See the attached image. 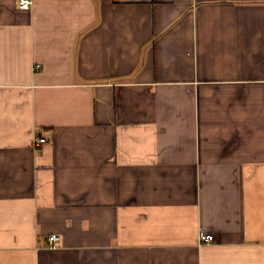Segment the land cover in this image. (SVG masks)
<instances>
[{
    "label": "crops",
    "instance_id": "obj_1",
    "mask_svg": "<svg viewBox=\"0 0 264 264\" xmlns=\"http://www.w3.org/2000/svg\"><path fill=\"white\" fill-rule=\"evenodd\" d=\"M0 264H264V0H0Z\"/></svg>",
    "mask_w": 264,
    "mask_h": 264
},
{
    "label": "built area",
    "instance_id": "obj_2",
    "mask_svg": "<svg viewBox=\"0 0 264 264\" xmlns=\"http://www.w3.org/2000/svg\"><path fill=\"white\" fill-rule=\"evenodd\" d=\"M32 0H18V4L20 8L28 9L31 6ZM37 144L47 143V139L45 137H40L36 140ZM60 240V236L57 234H51L47 237V242L49 248H56L58 242ZM198 240L200 243H209L215 240V235L211 232H203L201 231L198 236Z\"/></svg>",
    "mask_w": 264,
    "mask_h": 264
}]
</instances>
